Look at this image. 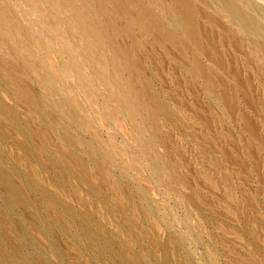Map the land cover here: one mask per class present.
Wrapping results in <instances>:
<instances>
[{"label":"rangeland","instance_id":"rangeland-1","mask_svg":"<svg viewBox=\"0 0 264 264\" xmlns=\"http://www.w3.org/2000/svg\"><path fill=\"white\" fill-rule=\"evenodd\" d=\"M262 13L0 0V264H264Z\"/></svg>","mask_w":264,"mask_h":264},{"label":"bare ground","instance_id":"bare-ground-1","mask_svg":"<svg viewBox=\"0 0 264 264\" xmlns=\"http://www.w3.org/2000/svg\"><path fill=\"white\" fill-rule=\"evenodd\" d=\"M261 15H263V13L261 14ZM264 16V15H263ZM256 23H258V22H256ZM262 23V22H261ZM259 26V25H258ZM262 27H263V25H262ZM256 28V27H255ZM264 28V27H263ZM258 29V28H257Z\"/></svg>","mask_w":264,"mask_h":264}]
</instances>
